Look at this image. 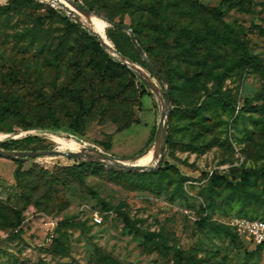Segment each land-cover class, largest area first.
<instances>
[{
	"label": "rangeland",
	"instance_id": "obj_1",
	"mask_svg": "<svg viewBox=\"0 0 264 264\" xmlns=\"http://www.w3.org/2000/svg\"><path fill=\"white\" fill-rule=\"evenodd\" d=\"M10 1L0 0V4ZM76 1L86 8L92 7L88 8L92 14L84 23L109 44L111 52L121 57L109 33L123 19L129 27L124 29L131 35L132 20L124 12L125 0ZM135 2L140 6L132 9L134 19L168 22L171 35L183 26L194 30H204L207 24L221 26L211 11L220 5L224 20L233 27L231 41L213 47L202 45L196 53L187 41V54L183 57L174 56L172 46L163 47L158 50L157 61L149 60L145 53L143 56L131 35L146 64L140 59L131 63L150 75L154 87H158L153 91L154 98L146 94L140 104L133 96L119 95L124 85L117 75L114 81L103 80L102 75L88 69L87 77L79 78L74 58L83 37L80 32L66 36L65 22L59 15L47 19L35 37L25 36L38 17L48 13L47 5L30 3L0 15V106L9 99L13 121H18L21 112L33 115L42 110L41 90L56 99L62 115L76 105L78 98L73 91L84 89L83 99L88 103L95 99L97 103L83 134L74 135L63 128L35 130L29 133L38 138L35 143L12 151L79 152L93 147L106 150L123 163L150 167L138 171L156 170L154 140L170 85L152 69L153 62L164 72H173L176 67L192 75L205 68L204 57L210 66L213 56L218 55L222 70L224 62L229 64L244 54L240 44L243 43L250 62L228 72L223 85L224 95L235 102V108L226 109L217 103L209 106L215 130L208 138L215 143L203 152L186 149L176 128V143L172 148L166 145L161 165L173 164L186 179L180 186L178 175L171 172L164 178L160 192L137 187L136 182L116 173L125 170L112 164L97 162L103 168H88L81 177L64 169L82 161L96 162L89 157L43 154L22 162L0 157V264H176L178 252L185 258L183 264H264V248L259 250L257 243L238 235L231 226L241 212L264 217V178H253L252 189L258 197L249 203L231 199V192L224 185L209 184L214 171L232 179L243 168L264 163V112L244 109L248 100L264 92V0ZM61 87L73 93L57 94ZM208 87H214L213 80L208 81ZM126 89L125 94L132 93V87ZM177 95L187 102L204 98L203 91L184 90ZM261 103L254 101L252 105ZM171 108L170 96L166 120L183 123L182 119L171 117ZM127 122L131 124L121 128ZM15 129L19 131V126ZM26 134L0 132V143ZM104 134L112 135L109 149L99 142L105 141ZM152 136L153 143L147 146ZM142 149L146 153L140 155ZM19 167L31 174L27 180L32 181L35 190L27 187L28 182L25 186L19 183L15 175ZM57 176L69 186L63 187L60 180L54 179ZM29 191L33 194L32 202L25 204ZM91 191L108 204L118 206L120 212H126L130 225L124 223L120 213L104 210ZM24 205L20 225H9L13 217L10 208ZM19 229L21 234L16 233Z\"/></svg>",
	"mask_w": 264,
	"mask_h": 264
},
{
	"label": "trees",
	"instance_id": "obj_2",
	"mask_svg": "<svg viewBox=\"0 0 264 264\" xmlns=\"http://www.w3.org/2000/svg\"><path fill=\"white\" fill-rule=\"evenodd\" d=\"M135 1L136 0H125L126 10L124 12L131 16L132 21L129 25L131 31L134 33L137 43L141 46L143 52L149 60L155 59L158 61V50L163 47L170 48V46L175 49L174 56H186L187 41L190 46L195 49V53L202 45L213 47L216 44H224L231 41L233 27L231 23L224 20V11L220 5L216 8H212L211 11L221 26L216 24H207L204 30H194L183 26L178 28L175 34L171 35V27L168 22L153 21L150 19H134L132 9L134 6H140ZM30 3L47 5L48 13L44 16L38 17L35 25L29 29L27 33H25V36H27L26 34H29L30 36L35 37L36 33L43 28L46 20L52 19L56 15H59L65 22L66 36L75 32H80L82 34L83 41L76 52L77 57L74 58L76 59L74 66L78 70L79 78L83 75L87 77L86 71L88 69L94 70L95 74L99 76L102 75L103 80L108 79L114 81L116 78L115 76L117 75L123 79L122 85H124V87L120 90L119 95H129V97L133 96L132 98L138 100L140 104L141 98L146 94L151 95L153 98L155 97L153 90L147 82L151 81L150 75L143 70L147 78V80H145L132 66L125 63L120 56L111 52L98 35L90 31L81 22L72 20L63 10L55 9L40 0H12L6 4H0V15H8L16 9ZM80 4L86 7L85 4ZM87 7L92 9L91 6ZM109 20L113 21L114 17H109ZM124 26V20H119L117 25L111 28L109 37L114 42L117 51H119L122 56L130 62L136 63L139 59L141 60V57L135 47V44L131 41V35L124 29ZM240 44L244 49V54L238 59H233L229 64H225L223 61L222 70H219L221 62L218 55L213 56V65L210 66L207 65L208 58L204 57L202 64L205 67L203 69L205 71L201 70L192 75L176 70V67L173 69L177 72H164L162 67H160L156 61L153 62V66L163 75L165 80L170 85L169 92L172 103L170 111L171 117H177L178 119L183 120V123L180 124H172L170 119L167 122V146L172 148V146L176 143V128L181 132V138L186 149L203 152L207 148L214 145V139L208 138V136L215 130V126L211 122V117L208 114V109L213 103H217L226 109H234L236 106L232 99L227 98L224 95L223 85L228 72L232 71L239 64L250 62V54L246 46L243 43ZM189 52L191 55H194V51L189 50ZM83 55H85V58H83ZM141 61L143 64H146L144 60ZM210 80L214 81V87L212 88L208 87V81ZM119 84H121V82ZM127 87L133 88L132 93L125 94ZM184 90L195 92L203 91L204 98H198L194 102L184 101V98L182 99L177 95L179 92ZM58 91L59 92L57 94L65 96L71 95L74 92L73 96L78 98L76 105L68 108L64 112V115L59 113L58 106L55 103L56 99L52 95H48L41 90L40 94L42 98L40 97V101L42 104V110L33 115L21 112L18 114V121H13L9 115L12 111V105L10 104L9 99H5L0 106V132H6L10 135H15L19 132L27 134L19 139H15L14 137L7 139L5 142L0 143V148L10 151L23 149L24 147L26 148L27 146L35 143L38 139L36 136L29 134L31 131L35 130L63 128L74 135L83 134L85 129L90 124L92 109L97 105L96 100L92 99L89 103L86 102L83 99L84 89L83 92L82 90L69 92L68 88L61 87ZM254 101L262 103L260 105H252ZM244 109L264 112V92L257 94L253 97V99L248 100ZM130 124V122H127L121 128H126ZM16 126H19V131L15 129ZM104 135L105 141L99 142L105 147V149H109L111 148L112 135ZM187 136L188 138L186 139ZM153 140L154 137L152 136L148 141L147 146L151 145ZM145 150L146 149H142L140 151V155L146 153ZM101 151L107 153L106 150ZM111 156L117 160H121L116 156ZM24 160H26V158L16 161L22 162ZM91 167L103 168V165L97 162L82 161L77 165L66 167L64 169L69 171L73 176L76 175L81 177L83 173ZM112 171L116 172L115 170ZM171 172L178 175L179 185L181 186L186 177L182 175L179 169L173 164L161 165L156 170L121 171L116 173H120L119 175H122V177L136 182L135 185L137 187L148 188L153 191L160 192L159 188L161 187L164 178L170 175ZM15 175L21 185L25 186L28 182L27 187L30 190H35L31 187L32 181L30 182V180H27L28 175L31 174L25 173L22 168L19 167ZM253 178H264V163L259 167H245L239 174L232 176V179H229V177L225 174L214 171L210 176L209 184L211 186L219 184L224 185L226 189L230 190L231 199L243 203H249L253 198L258 197L257 193L252 189ZM54 179L57 181L60 180L58 176ZM60 181L63 187L69 186L65 180ZM91 193L99 200L104 210L116 211L120 213L124 223L126 225H130L131 220L126 212H120L118 206H113L105 202L98 193L94 191H91ZM32 198L33 194L30 191L27 192L25 194V204H30L32 202ZM25 207L26 205L18 209L13 207L10 208L13 213V217L10 221H8L9 225L13 227L20 225L22 212ZM237 217H248L253 219L258 218L264 220V217L250 212L238 213ZM62 224L68 225L67 222ZM21 232L22 229H19L16 233L21 234ZM257 248L262 250L264 248V242L258 244ZM184 262L185 258L181 255V252H178L176 264H183Z\"/></svg>",
	"mask_w": 264,
	"mask_h": 264
},
{
	"label": "water",
	"instance_id": "obj_3",
	"mask_svg": "<svg viewBox=\"0 0 264 264\" xmlns=\"http://www.w3.org/2000/svg\"><path fill=\"white\" fill-rule=\"evenodd\" d=\"M69 3L80 13L85 15L87 18L90 17L92 12L81 5L78 2H75L73 0H69ZM82 24L85 27H88L84 22ZM126 28H129L127 26H124ZM130 33L134 39V41L137 44V47L139 51L142 53L143 56H145L141 46L137 43L135 36L133 32L130 30ZM101 39V37H99ZM102 40V39H101ZM102 42L109 48V44L102 40ZM121 58L125 61V63L129 64L132 66L145 80H147L145 73L141 68L136 66L135 64L131 63L129 60H127L124 56H121ZM152 69L157 73V75L160 77V79L163 82H166L165 78L163 75L153 66L151 65ZM148 85L150 88L155 91L158 87H154L153 83L151 81H147ZM169 105H170V92H169V87L167 86L166 89V108L163 109L160 113V122L159 126L156 132L155 140H154V154L157 157V162L156 165L153 167L154 169H157L161 166L162 164V158L165 153L166 145H167V138H166V129H167V115H168V110H169ZM67 155L70 157L74 158H81L83 159L84 157H89L91 160L100 162L103 164H112L115 165L117 168L125 171H138V170H144L150 168L147 165H141V164H126L123 163L115 158H113L111 155L93 147H85L79 152H71V151H60V150H44V151H10V150H5L0 148V157L4 158H9V159H14V160H20V159H25L28 157H36L40 155Z\"/></svg>",
	"mask_w": 264,
	"mask_h": 264
},
{
	"label": "built area",
	"instance_id": "obj_4",
	"mask_svg": "<svg viewBox=\"0 0 264 264\" xmlns=\"http://www.w3.org/2000/svg\"><path fill=\"white\" fill-rule=\"evenodd\" d=\"M55 9L63 10L72 20L84 22L87 18L77 11L69 0H40ZM75 1V0H73ZM76 2V1H75ZM231 226L238 235L246 237L257 244L264 242V220L258 218L235 217L231 221Z\"/></svg>",
	"mask_w": 264,
	"mask_h": 264
}]
</instances>
